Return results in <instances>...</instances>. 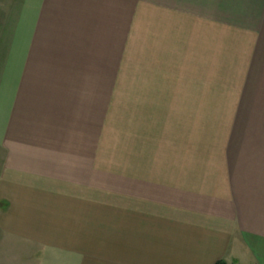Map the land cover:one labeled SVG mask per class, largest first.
Returning a JSON list of instances; mask_svg holds the SVG:
<instances>
[{"label":"crops","instance_id":"0c3cea01","mask_svg":"<svg viewBox=\"0 0 264 264\" xmlns=\"http://www.w3.org/2000/svg\"><path fill=\"white\" fill-rule=\"evenodd\" d=\"M17 15L0 264H264V0H28ZM127 64L157 108L118 164L102 111Z\"/></svg>","mask_w":264,"mask_h":264},{"label":"rangeland","instance_id":"374dc122","mask_svg":"<svg viewBox=\"0 0 264 264\" xmlns=\"http://www.w3.org/2000/svg\"><path fill=\"white\" fill-rule=\"evenodd\" d=\"M4 4V18H3V30L0 31V87L3 78H10L12 75V64L6 63L8 56L13 54V27L14 21L17 18L20 7L25 8L28 0H0V4ZM3 57V58H2ZM123 72L120 74L121 79L117 80L116 94L111 95V107L110 110L107 107L102 111V141L107 142L102 144V150H106L108 146H111V150L117 152V162L122 163L126 152L135 151L137 145L134 143L133 135L136 131H139L142 125V119L145 117V122L149 119H153L156 116V108L152 103H156V97L147 95L146 93L152 91L150 89V80L142 79L139 65H125ZM184 66L181 65V74L185 80L175 81L172 86H181V88L189 87L188 73L183 72ZM133 68V69H130ZM126 69V70H125ZM143 78H146L143 76ZM11 80V79H9ZM6 82V81H5ZM145 83V84H144ZM167 81H165V84ZM181 83V84H180ZM166 88V85H164ZM152 87V86H151ZM163 91V90H161ZM159 97V96H158ZM161 102L162 97H159ZM168 99L169 105L163 106V111H159L164 117V120L172 121V119L178 114L173 111L174 98L165 97ZM177 100L181 103L183 99H187L184 95H178ZM172 103V104H171ZM155 110V112L153 111ZM105 112V113H104ZM159 113V115H160ZM158 118V117H157ZM129 135V136H127ZM110 142V143H109ZM109 143V144H108ZM2 210L0 206V211ZM17 261H5L3 264H26L27 261L23 257H18Z\"/></svg>","mask_w":264,"mask_h":264},{"label":"trees","instance_id":"16d2710c","mask_svg":"<svg viewBox=\"0 0 264 264\" xmlns=\"http://www.w3.org/2000/svg\"><path fill=\"white\" fill-rule=\"evenodd\" d=\"M217 264H227L225 261H220Z\"/></svg>","mask_w":264,"mask_h":264}]
</instances>
